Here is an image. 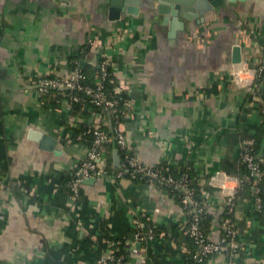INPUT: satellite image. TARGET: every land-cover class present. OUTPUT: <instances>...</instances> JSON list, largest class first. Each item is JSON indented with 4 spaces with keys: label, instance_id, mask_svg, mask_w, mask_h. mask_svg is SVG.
<instances>
[{
    "label": "crops",
    "instance_id": "crops-1",
    "mask_svg": "<svg viewBox=\"0 0 264 264\" xmlns=\"http://www.w3.org/2000/svg\"><path fill=\"white\" fill-rule=\"evenodd\" d=\"M206 17L196 32L181 31L172 40L162 16L114 20L109 0H0V174L12 181L25 178L27 187L0 189V264H97L98 251L78 229L97 218L125 240L126 264H154L153 250L160 253L158 264H187L192 244L181 230L187 214L156 179L134 182L114 169L82 183L75 212L63 178L85 147L68 129L84 118L52 106L49 99L44 102L30 80L35 75L68 77L70 54L91 36L105 37L126 22L135 37L121 45L114 59L118 69L128 66L133 80L136 106L126 124L128 142L146 164L169 161L175 172L189 162L194 166L198 185L212 199L210 239L222 235L224 201L236 192L237 228L247 244L240 262L264 264V208L255 210L254 194H246L240 178L242 142L264 149V125L259 103L234 79L235 74L243 82L252 79L255 62L264 56V0L225 2ZM141 41L148 47L137 55ZM236 45L243 61L233 64ZM261 89L264 94V83ZM63 125L71 140L60 139ZM31 129L55 137L59 150L31 139ZM187 139L197 144L191 156ZM104 152L110 154L108 148ZM132 208L145 211L159 229L149 249L133 238ZM207 264L227 263L216 255Z\"/></svg>",
    "mask_w": 264,
    "mask_h": 264
},
{
    "label": "built area",
    "instance_id": "built-area-1",
    "mask_svg": "<svg viewBox=\"0 0 264 264\" xmlns=\"http://www.w3.org/2000/svg\"><path fill=\"white\" fill-rule=\"evenodd\" d=\"M134 37L135 34L130 22H126L125 25L118 27L105 37L93 35L86 44L80 47L78 52L68 56L67 59L72 66L68 77L35 75L30 78L32 83L35 84L38 96L44 102V95L52 90L54 92L58 91L61 94L58 106L67 107L69 113L75 103L85 102L87 97L96 106L107 110L106 115L103 116L101 114V125L110 126L111 130L109 131L89 121L86 126L88 127L87 132H93L94 134L93 145L92 147L85 146L81 154H76L73 165L69 168L73 171L74 176L65 186L72 190L70 195L73 202L72 207L74 206V210L77 212L81 200L79 194L84 180L111 174L108 170V161L103 145L114 143L116 149L120 152V169L116 171L118 177L129 174L133 178L137 175L156 178L170 186H176L184 192V196L179 203L187 214V220L184 224H181V230L186 239H189L192 244L187 264H207V261L216 255L224 256L227 264H241V256L247 253V244L245 239L240 237L237 228L238 222L235 217L237 193H229L227 200L224 201L222 235L217 239H210L203 225L206 217L210 215V208L212 207L211 195L209 191L202 189V199L196 197L190 188L189 164L187 169H183L180 176L176 177L167 173L166 168L161 164L151 165L143 162L139 158L133 144L127 140L126 124L134 117L136 106V101L131 95L133 80L129 75L127 65L123 68L125 70L118 69L114 54L122 49L121 45ZM147 47L148 43L145 44V42L141 41L135 54L138 55L140 53L138 51L139 48L145 49ZM83 57H87V63L98 69L94 85L85 83L88 75L85 71ZM252 70V79H247L243 82L236 77V74L234 79L236 83L245 85L247 95L252 101L259 103L263 122L264 94L257 80L264 74V56L255 62ZM111 76L114 78H111ZM109 79L116 85L113 90H107L106 88V82ZM65 118L68 120V117ZM58 134L60 139H65L64 141L66 139L71 140L70 131L68 132L64 125L60 126ZM186 142L187 152L191 156L195 153L197 144L192 139H187ZM157 143L164 149L168 148V143L165 140H158ZM167 154L166 152L165 155ZM167 163L172 164L169 161ZM241 163L247 169V172L240 175L242 182L253 186L256 188V192H259L260 184L264 179V149L259 147L257 150L252 141L244 140L242 142ZM213 183V180H211V186H214ZM216 186L219 185L216 184ZM220 186L223 187L222 184ZM16 188L26 191V179L18 178L12 181L0 174V189L14 190ZM253 205L256 211L261 212L264 208V198L256 195L253 198ZM188 214H190L189 217ZM131 222L134 240L141 243L144 247L149 249L150 245L160 237L159 229L150 220L145 211L132 208ZM78 229L86 233L89 243L98 251L97 264H126V256L118 253L119 239L113 233H111L112 239L106 235L110 225L105 223L104 226H100L94 221L93 224L87 226L78 224ZM103 244L107 246L103 247ZM159 255L160 253L157 250L152 251L150 258L154 264H158Z\"/></svg>",
    "mask_w": 264,
    "mask_h": 264
},
{
    "label": "water",
    "instance_id": "water-1",
    "mask_svg": "<svg viewBox=\"0 0 264 264\" xmlns=\"http://www.w3.org/2000/svg\"><path fill=\"white\" fill-rule=\"evenodd\" d=\"M233 1L236 0H109V3L111 18L114 20L128 16L137 17L140 14L162 16V24L169 27V37L173 40L178 32H196L198 27L205 22L207 13L214 12L225 2ZM230 60L233 64L243 61V50L239 45L233 47ZM89 121L100 125L102 115L92 114ZM29 136L39 141L44 148L59 150L58 140L52 135L31 129ZM114 166L115 171L120 169V155L117 149L114 152ZM96 179L93 177L84 182H92Z\"/></svg>",
    "mask_w": 264,
    "mask_h": 264
},
{
    "label": "trees",
    "instance_id": "trees-1",
    "mask_svg": "<svg viewBox=\"0 0 264 264\" xmlns=\"http://www.w3.org/2000/svg\"><path fill=\"white\" fill-rule=\"evenodd\" d=\"M83 63L86 64L88 62L87 60V57H83ZM97 68H94L92 67L90 64H87L85 66V71H86V74L88 75V79L87 81L85 82L86 84H89V85H94V82H95V75L97 73ZM111 78H114L111 76ZM111 79H109L107 82H106V88L107 90H113V88L116 86L115 83H112L110 81ZM259 84L262 86V84L264 83V74L262 77H259L258 80ZM61 98V94L58 93V91L54 92L53 90L44 95V99H49V104H51L52 106H58L59 105V100ZM71 114H75L79 117H83L84 118V121L80 124H78L76 127H71L69 128L68 130H70L71 132H73V134H75V136H78V139H79V143L80 144H83L84 146H89V147H92L93 145V140H94V134L93 132H87L88 130V127L86 126L87 124H89V119L91 117L92 114L94 113H100L102 114L103 116L107 114V110H105L103 107H99V106H96L95 104H93L90 100L89 97H87L86 101L85 102H80V103H75L70 111ZM64 123V122H63ZM263 125H264V121L262 122ZM66 126V124H64ZM100 127L102 128H106L108 129L109 131L111 130L110 126H105V125H101L100 124ZM87 132V133H86ZM255 144V142H253ZM115 147L114 143H106L103 145V149H107L109 150L110 154L108 156H106V159L108 161V167H109V172L112 174L113 171H114V166H113V160H112V157H111V153H112V147ZM255 147L257 148V150L259 149V146L255 144ZM116 148V147H115ZM120 153V152H119ZM190 168L188 169V172H189V177L191 179V182H190V188L193 190V192L195 193L196 197L199 198V199H202L201 196H202V187H200L197 183V175L195 174V170L193 168V165L189 162L188 163ZM188 164H186L184 167H182L178 172H175V168H174V165L173 164H169L167 162H163L161 165L163 167L166 168V172L167 173H170L176 177L180 176V173L183 169H187V166ZM242 167H243V170H242V173H245L247 172V169H246V166L244 164H242ZM74 170V169H73ZM68 175L67 177H64L63 178V188L67 190L68 192V195L70 196L72 194V190L65 186V184H67L74 176L73 174V171L69 169L68 171ZM241 173V174H242ZM123 177H127L128 179L134 181V182H145V181H152V179L148 178V177H145V176H142V175H137L135 178H133L131 175L129 174H126L124 175ZM158 180L159 182H161L160 184L163 185V187L172 195L174 196V198L177 200V202H180L181 199L183 198L184 196V192L180 189H178L176 186H170L168 185L167 183H164L162 182L161 180L159 179H156ZM243 187H248L247 191H246V194L250 193L251 194H254L253 197H255L256 195H259L260 197L264 198V179L263 181L261 182L260 184V191L259 192H256V188H254L253 186L243 182ZM16 190H20L19 188H16ZM82 190L80 191V194H79V198L82 199ZM246 195V196H248ZM243 199H246V198H243ZM239 197H237V201H236V206L238 204V201H239ZM190 216V214H188V217ZM210 218L211 216L208 215V217H206L205 221H204V230L205 232L207 233V229L209 227V222H210ZM96 222L100 225V226H104L105 225V222L104 221H101L99 218L96 219ZM111 229L108 230V232L106 233L107 237L112 239L113 236L111 235ZM118 238V237H117ZM119 239V238H118ZM120 244H119V252L118 253H121V254H124L126 256V260L128 259V251L125 247V240H120ZM189 241V239H188ZM190 242V241H189ZM191 243V242H190ZM107 245L106 244H103V247H106Z\"/></svg>",
    "mask_w": 264,
    "mask_h": 264
}]
</instances>
